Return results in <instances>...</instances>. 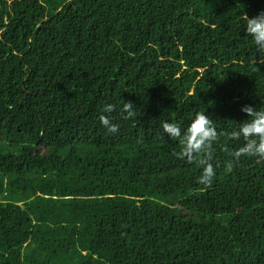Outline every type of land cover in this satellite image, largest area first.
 Here are the masks:
<instances>
[{
    "label": "trees",
    "instance_id": "obj_1",
    "mask_svg": "<svg viewBox=\"0 0 264 264\" xmlns=\"http://www.w3.org/2000/svg\"><path fill=\"white\" fill-rule=\"evenodd\" d=\"M261 13L264 0H0V264H264V156L235 155L260 136L241 109L264 111L244 20ZM197 113L215 135L185 153Z\"/></svg>",
    "mask_w": 264,
    "mask_h": 264
},
{
    "label": "clouds",
    "instance_id": "obj_2",
    "mask_svg": "<svg viewBox=\"0 0 264 264\" xmlns=\"http://www.w3.org/2000/svg\"><path fill=\"white\" fill-rule=\"evenodd\" d=\"M244 20L246 34L251 37L252 43L257 51L264 52V13L252 18L245 15ZM132 107L133 104L131 102H125L122 106L121 113L124 115L125 119L130 118L133 115ZM114 110V105L107 104L103 106L101 110L103 114L99 117L102 126H104L110 133H115L118 127L110 118V114ZM241 110L253 118V123L244 128L245 134L252 132L259 133L260 136L255 144L241 147L235 155L264 156V111H257L248 106L243 107ZM163 127L164 131L170 133L172 137H178L177 125L165 123ZM187 131L189 135L181 140L183 152L185 153L198 149L206 138L215 135L212 129V121L204 113H197L195 115L191 124L187 128ZM201 165L203 166V172L199 178V182L208 185L211 183L212 178L215 175L214 169L212 165L206 161Z\"/></svg>",
    "mask_w": 264,
    "mask_h": 264
}]
</instances>
